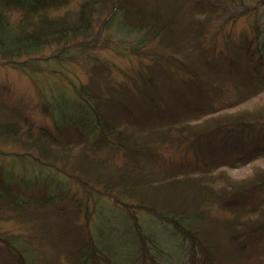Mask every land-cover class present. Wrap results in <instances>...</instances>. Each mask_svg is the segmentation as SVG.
<instances>
[{
	"label": "rangeland",
	"instance_id": "1",
	"mask_svg": "<svg viewBox=\"0 0 264 264\" xmlns=\"http://www.w3.org/2000/svg\"><path fill=\"white\" fill-rule=\"evenodd\" d=\"M202 1L216 6L217 10L203 12L201 5L193 0H162V2L160 0H131L133 4L145 12L148 11L151 14L158 11L165 22L171 21L174 29L182 26L185 28V32L183 31L180 36V46L183 51L175 54L176 58L184 61L192 70L193 76L198 75V79L206 84L210 91V107L219 111L222 108L226 109V105L231 102L233 104L242 101V96L246 95L247 92L248 95L251 94L254 82L244 73V64H242L244 61L239 57V50L241 51L243 36L252 38L257 25L260 29V35L264 37V7L259 13L252 14L249 13L250 10L246 9L247 7L240 4L231 6L225 4L223 0ZM260 1L264 2V0ZM77 5L78 3H74L69 11L75 13ZM108 12L105 11L104 15L95 19L93 37L98 40L103 37V28L111 16V12ZM204 20L207 22L204 26L199 24L200 21ZM187 28H190L191 31H187ZM199 28H205L206 31L205 36L199 40L204 53L197 49L195 51L194 48V41L197 39L194 37V29ZM179 29L176 32H181ZM112 45L116 46V43L112 41ZM55 47H51L46 56H51L56 51ZM105 48L100 50V58L114 67L106 79L99 78L100 83L107 86L102 85L100 87L101 96L102 98H114L117 103L127 107L133 114L129 117L130 114L108 108L110 118L118 121L121 131L138 138V141L143 140L142 143H147L149 146L156 144L155 146H159L158 149L160 150L156 156L148 158L142 156L143 171H135L133 164L125 157L113 155L108 169L96 168L93 173L87 174L89 176L80 172L83 178L92 182L94 177L100 176L101 179L102 176L103 180H107L109 175L114 172L115 182L123 184V188L112 189L118 196H120V190L129 187H143L144 185L154 187L153 189L157 193L160 192L156 199L158 206L155 207L146 194L144 198L146 199V206L152 205L157 209L170 203L180 205L183 198L192 201L189 205L193 204L192 207L200 208V211H206L207 206L212 205V208L201 215L199 222L193 227L194 231L200 236L211 238V241L218 246L219 251L224 256L228 253L233 257L235 264H261V261L264 260V243L251 247L242 257L236 256L235 246L231 243L226 226L227 219H233L234 210L230 211L232 208L228 206L229 210L222 211L219 202L213 199L215 196L212 192L217 190V193L219 189H226V194L223 193L226 195V202L238 201L242 211L250 213L252 219L246 220L245 224L252 225L264 222V141L258 142V149H261L258 154L255 151L257 148H253L250 144L251 139L259 140L264 134V107L254 109L260 106V102L264 103V99L259 101L264 97V92H262L264 89L256 93V96L250 95L248 101L245 100V104L243 103L244 105L237 109L254 111L251 112L252 119L263 123V125L256 126L257 128H255L248 142L244 139L247 144L238 147L227 145L225 151L215 145L216 137H213L212 146L208 148L210 153L208 151L199 153L201 156L196 159L194 153L180 145L178 138H172L176 132L171 130L178 127L177 125L191 126V121L195 119V115L201 114L188 113L185 108L177 104L174 106V99L178 100L180 95L177 94L173 97L171 94L173 89L170 87L172 86L171 78L158 73L159 69L151 66V59L144 60L143 65H141L137 58L127 57L123 59L112 47ZM207 50H209V54ZM229 62H232L234 71H232V66L229 67ZM146 66L150 67L146 68ZM66 70L65 74L68 75L70 81L76 82L77 80V85L79 83L84 84L99 92V87L91 81L90 74L98 77L103 76L98 74L99 72L93 73L92 66L86 60L80 58L75 62H69ZM143 70L148 74L151 73L157 79L156 82L159 83V86L156 90H160L159 103L165 109L172 108L171 111L174 115L172 121L163 120L156 115L152 116L148 107L131 95L130 90L120 85L125 79L128 81L135 76V73L140 74ZM231 71L233 73H230ZM179 75H182V72ZM34 78L44 96H57L58 94L53 91V88L55 85L62 87V84L65 87L63 93L68 96L71 95V91L67 90L68 81L62 80L60 75H40ZM261 80L264 81V74ZM41 103H43V99L40 97L30 75L10 67L0 57V127L3 126L1 129H5L7 126L14 125L17 128L12 127L11 130L18 131L15 135L0 131V168L9 166L10 162L14 161L11 162L14 174L27 186L31 187L32 184L38 182L47 183L49 188L51 187V191L55 192L57 188L54 185L59 180L67 186L69 195L78 197L77 201L85 200L83 187L65 174L62 177L55 171H39L26 163L11 160L12 157H8L9 155L20 154L42 158L43 152H46L49 156L48 160L52 163L56 162L62 170H64L62 167L65 166L69 174L79 173V171L73 170L72 165H76L80 161V152L89 156L88 151L76 139H74L75 144L73 143L75 146H71L73 148L69 144L62 151H56L54 145L48 144L46 139L55 135V131L51 120L43 114ZM204 103L208 104V100ZM210 107L208 108L212 109ZM208 108L207 106L203 107L204 110ZM209 118L211 117H202L198 125L192 124V128L199 127ZM213 123L214 121H211L210 126L206 124L201 129H196V132H205V130L213 129L218 126L216 124H219ZM168 124H173L171 129ZM43 128L44 130L41 131ZM39 138L50 146H42L39 149L32 148L34 139ZM65 138L67 139V137ZM36 145L43 144L37 142ZM137 172H142V174ZM215 175L216 177H214ZM218 177L221 178V181L218 180L214 189V185L212 186L210 183L214 184V178L218 179ZM121 178L124 181L119 180ZM198 188L204 192L201 193L205 198L202 204L196 197L198 194L195 190ZM98 189L102 190V186H99ZM239 191H242L244 195L234 198ZM172 193L171 196L178 195V198L167 199V195ZM130 198L131 196L128 195L123 197L128 203L134 202ZM92 200L93 198L88 202L82 201L84 204L81 211L82 215L79 214L81 212L76 211L75 203L71 204L70 199L69 201L68 198L63 199L62 202L65 204L49 205L41 193L36 195V199L30 207L10 211L4 206H0V264L15 263L16 253L8 249L6 245L10 242L17 243L20 251H26V253L22 252L24 263L27 261L28 264H79L80 254L86 253V251L90 254L95 252V247L92 249V245L90 246L92 244L89 238L90 234L97 240L100 239L99 234H101V240L96 241V247L99 248V251L97 250L93 262L97 264H142L141 256L147 258L148 251L143 245L140 247V245L135 244L138 241L134 236L135 231L133 236L118 232L119 229L123 230V227L120 226L119 219H116L119 213V205L117 203L115 205V199H107L97 206ZM237 205L232 204L231 206ZM86 207L89 208L90 214V234L88 230L86 234L83 230L88 224L84 214ZM101 212L102 216H100ZM243 214L245 213L243 212ZM139 223L143 225V230L151 239L147 241L151 254L161 264H188L186 243H182L165 227L159 226L157 221L150 220L146 215H140ZM85 247L87 249L83 250ZM102 248L104 250L100 252ZM150 261L147 258V264H151Z\"/></svg>",
	"mask_w": 264,
	"mask_h": 264
},
{
	"label": "trees",
	"instance_id": "2",
	"mask_svg": "<svg viewBox=\"0 0 264 264\" xmlns=\"http://www.w3.org/2000/svg\"><path fill=\"white\" fill-rule=\"evenodd\" d=\"M160 1L162 2V0ZM193 1L201 5L203 12L217 10L216 6L202 0ZM223 2L231 6L240 4L247 7L246 9L250 10L249 13L252 14L259 13L264 7V2L260 0H223ZM74 3H78L77 11L72 13L69 8ZM218 5L220 4L218 3ZM105 11H110L111 16L103 28V37L98 40L93 37L96 25L95 19L104 15ZM178 20L181 22L179 18ZM205 23L207 22L204 20L200 21L199 24L204 26ZM177 29H174L171 21L165 22L158 11L151 14L148 11L145 12L142 8L140 9L133 4L131 0H0V57L10 67L26 73L32 78L40 97L43 99V103H41L42 112L51 120L55 131V135L46 139L48 144L54 145L56 151H62L69 144L70 147L75 146L74 139H76L81 142V146L89 153L88 156L80 152V161L76 165H72L74 171H79L75 174H69L65 166L62 167L64 169L62 170L56 162H50L46 152H43L42 158L20 154L9 155L8 157H12L11 160L26 163L39 171H55L62 177L65 174L83 187L86 199H82V201L88 202L93 198L92 201L97 206L100 202L114 198L115 205L116 203L119 205V213L116 219H119V224L123 227V230L119 229L118 232H122L123 235L132 234L131 236H133L135 231L134 236L138 239L135 244L140 245V247L143 245L147 249L146 256L151 260V264L161 263L151 254L147 244L150 237H147L143 225L139 223V217L142 214L148 216L154 222L157 221L160 224L159 226L165 227L170 234L177 239L179 238L182 243L187 244L188 264H235L233 257L228 253L224 256L219 251L218 246L211 241V238L200 236L193 229L195 224L199 222L201 215L212 208V205H208L206 211H200V208H193V204L189 205L192 201L183 198L180 205L170 203L157 209L155 208L158 206L156 199L160 192L157 193L153 189L154 187L146 185L143 187H129L120 190V196H118L112 189L123 188V184L115 182L114 172L109 175L107 180H103L102 176L100 179V176H98L94 177L95 179L92 178V182L85 180L81 175V173H85L86 176H89L87 174L93 173L96 168L108 169L107 167L113 155L125 157L133 164L135 171H143L142 156L145 158L153 157L160 150L158 149L159 146H155L156 144L149 146L147 143H142L143 140L138 141V138L121 131L118 121L110 118L108 108L130 114L129 117L133 114L127 107L117 103L114 98H102L101 96L100 87L103 84L100 83L99 78L106 79L114 67L103 61L99 55L100 50L106 49L105 47L108 46L116 50L123 59L127 57L137 58L141 65H143L144 60L151 59V66L157 67L159 69L158 73L171 78L172 86L170 87L173 89L171 91L173 97L177 94L180 95L178 100L174 99V106L177 104L185 108L188 113L201 114L195 115V119L191 121V126L177 125L178 127L171 130L176 132L172 138H178L180 145L189 152L194 153L196 159L201 156L199 153L208 151V148L212 146L213 137H216L214 140L215 145L226 151L225 146L227 147V145L238 147L247 144L248 139L252 137V133L257 128L256 126L263 125L262 122L252 119L251 115L254 111H251V113L247 109L237 110L245 104V100L248 101L250 95L256 96V93L264 89V81L261 80L264 74V37L260 35L258 25L254 29L252 38L243 36L241 51L239 50V57L244 61L242 62L245 69L244 73L254 82L251 94L248 95L247 92L246 95L242 96L243 102L237 101L233 104L231 102L226 105V109L222 108L219 111L210 107V91L206 84L198 79L197 74L196 77L193 76L192 70L184 61L176 58L175 54L183 51L180 46V36L185 28L179 29L181 32H176ZM187 31H191L190 28H187ZM205 33V28L194 29V37H197L194 41L195 51L197 49L204 53L199 40L205 36ZM112 41L116 43V46L112 45ZM53 46H56V51L51 56H46L47 51ZM207 51L209 54V50ZM80 58L86 60L92 66L93 73L99 72L98 74L103 76L98 77L90 74L91 81L99 87V92L84 84L79 83L77 85V80L76 82L70 81L68 75L65 74L69 62H75ZM229 64V67H231L232 62H229ZM148 67L146 66V68ZM249 67H251V70H249ZM232 71H234L233 66ZM232 71L230 73H233ZM180 72H182V75H179ZM40 75H60L62 80L68 81L67 90L71 91V95L68 96L63 93L65 87L62 84V87L55 85L53 88V91L58 94L57 96H44L34 78ZM156 80L151 73L148 74L143 70L140 74L135 73V76L128 81L125 79L120 85L130 90L131 95L148 107L152 116L156 115L163 120L172 121L174 119L172 108L165 109L159 103L160 90H156L159 86ZM263 99L264 97L259 101H263ZM206 100H208V104L204 103ZM261 103L260 106L254 109L264 107V103ZM205 106L212 109L204 110L203 107ZM205 116L211 118L193 129L192 124L196 123L198 125L201 118ZM211 121L219 123L216 124L218 126L202 133L196 132V129H201L206 124L210 126ZM168 125L171 129L173 124ZM2 127H0L2 133L7 132L9 135L18 133V131L11 130L12 127L17 128V126H7V128L1 129ZM43 130L44 128L41 129V131ZM64 137H67V139H64ZM36 140L43 145L37 146ZM262 140L264 141V134L261 139L255 140L253 138L250 141L251 146L257 148L255 149L256 154L261 150L258 149V142ZM48 144L42 142L40 138L34 139L32 148L49 147ZM208 152L210 153V151ZM11 162L9 166L0 168V206H4L10 211L30 207L36 199V195L41 193L49 205L65 204L62 200L68 198V201L71 200V204L75 203L74 206L78 213L82 211L83 202L77 201L78 197L75 195H69V190L65 184L58 180L57 184L54 185L57 188L55 192L51 191V187L49 188L47 183L38 182L29 187L14 174ZM137 173L142 174V172ZM119 180L124 181L123 178ZM214 180V184H210L214 185L213 188L215 189L218 180L221 181V178H214ZM99 186H102V190L98 189ZM159 186L161 185L159 184ZM210 189L213 190L211 187ZM216 191L213 190L212 192L215 196L213 199L219 202L221 210H229L228 206L232 208L230 211L234 210L233 219H227L226 226L231 243L235 246L236 256L242 257L251 247L264 243V222L254 223L253 226L245 224L246 220L252 219L250 213L242 211L243 209L239 206L238 201L226 202V195H224L226 189H219L217 193ZM195 192L198 194L196 197L199 198L202 204L205 201V198L201 195L203 191L198 188ZM145 194L154 203L155 207L145 205ZM126 195L131 196L130 199H133L134 202L128 203L125 201L123 197ZM171 195L173 193L167 195V199L178 198V195ZM239 195L244 194L239 191L234 198ZM232 204L238 205L231 206ZM88 209L86 207V210H84L85 220L88 223L83 228L85 234L87 230L89 234L91 232L89 230L90 214ZM79 214L82 215L83 213ZM100 216H102V212ZM99 236V240H101V234ZM89 238L92 241L90 246L92 245V249L95 247V254H90L87 251L80 254L79 264H97L93 262V259L99 251V248L96 247V241L99 240L91 234ZM6 245L8 249L16 253V264H28L27 261L25 263L23 261L24 254L22 252L26 253V251H20L17 243L10 242ZM86 249L85 247L83 250ZM103 250V248L100 249V252ZM147 258L141 256V263L147 264ZM99 259H101L100 256ZM261 264H264V260L261 261Z\"/></svg>",
	"mask_w": 264,
	"mask_h": 264
}]
</instances>
